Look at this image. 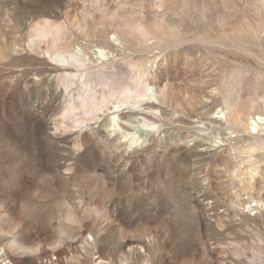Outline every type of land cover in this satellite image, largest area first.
Segmentation results:
<instances>
[{
	"label": "rangeland",
	"instance_id": "1",
	"mask_svg": "<svg viewBox=\"0 0 264 264\" xmlns=\"http://www.w3.org/2000/svg\"><path fill=\"white\" fill-rule=\"evenodd\" d=\"M32 263L264 264V0H0V264Z\"/></svg>",
	"mask_w": 264,
	"mask_h": 264
},
{
	"label": "bare ground",
	"instance_id": "2",
	"mask_svg": "<svg viewBox=\"0 0 264 264\" xmlns=\"http://www.w3.org/2000/svg\"><path fill=\"white\" fill-rule=\"evenodd\" d=\"M60 59L63 60V61H67V60H68V59H67L66 57H64V56H61ZM260 125H261V124L255 122V124L253 125V129L259 127ZM261 126H262V125H261ZM246 130H247V129H246ZM253 170L256 171V170H258V168H254ZM237 197H238V196H237ZM29 250H30L31 252H35V251H37V249H35V248H32V249L29 248ZM9 259H10V258H9ZM13 260H14V259H13ZM32 260H33V259H32ZM14 263H15V262H14ZM32 264H33V263H32Z\"/></svg>",
	"mask_w": 264,
	"mask_h": 264
}]
</instances>
